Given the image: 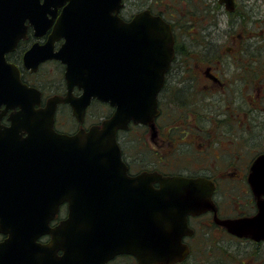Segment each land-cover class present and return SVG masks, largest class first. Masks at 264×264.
Returning <instances> with one entry per match:
<instances>
[{
	"label": "water",
	"instance_id": "95a60500",
	"mask_svg": "<svg viewBox=\"0 0 264 264\" xmlns=\"http://www.w3.org/2000/svg\"><path fill=\"white\" fill-rule=\"evenodd\" d=\"M64 1L33 0L36 4L29 7L27 0H17V43L25 34L28 12H32L30 23L42 34L52 24L44 22L46 11L53 4L51 13L56 16ZM122 1L71 0L64 7L50 41L63 38L64 44L40 60L55 58L66 65V98L54 97L37 109L39 92L23 84L17 70L19 110L10 127L17 128V142L8 166L14 178L10 181L17 186V264H107L124 254L133 255L138 264H170L188 254L176 238L177 226L170 225L181 223L188 211L213 208L210 190L184 198L172 187L179 179L128 175L117 132L130 120L146 122L147 116L156 114L157 95L174 57V36L171 26L150 10L128 22L122 19ZM219 2L228 11L235 8V0ZM12 6V1L0 0V23L7 9L12 19ZM40 50L34 46L26 54L28 68L38 66L40 61L32 58ZM75 87L83 91L78 97L72 94ZM95 98L116 108L102 127L74 135L55 131L61 100L82 122ZM153 182L163 188L155 189ZM249 182L258 198V214L219 224L234 235L260 241L264 240V155L252 165ZM64 202L69 203L67 218L51 227ZM179 208L186 210L173 213ZM48 235L50 241L43 244L41 238Z\"/></svg>",
	"mask_w": 264,
	"mask_h": 264
},
{
	"label": "flooded vegetation",
	"instance_id": "af4514ba",
	"mask_svg": "<svg viewBox=\"0 0 264 264\" xmlns=\"http://www.w3.org/2000/svg\"><path fill=\"white\" fill-rule=\"evenodd\" d=\"M9 1L13 3L12 19H9L11 13L7 9L5 20L0 23V264H17V186L10 181L14 178L11 177L13 171L8 167L14 160L13 149L17 142V128H10L19 110L17 70L21 82L39 92L40 105L36 106L37 109L45 107L54 97L66 98L69 93L66 65L55 58L40 59L62 48L63 38L50 41L55 24L71 0H65L58 6L56 16L51 13L55 7L51 5L50 12L46 11L43 17L44 22L51 21L52 24L42 34L30 23L32 12H28L30 15H25L28 17L25 19L26 31L18 43L17 22L14 19L17 0ZM163 1L149 0L144 10L161 16L171 26L174 58L157 95L156 114L147 116L146 122L130 120L127 128L117 132V142L128 167V175L135 178L149 173L158 174L163 179H179L172 187L184 198L196 191L204 195L211 191L212 209L188 211L181 223L170 225L177 226L176 238L188 248L186 257L173 264H189L196 257L202 264H213L212 255H218L224 248L225 240L238 243V249L241 245L250 249L248 252L252 257L241 264H264L259 260L264 253V240L234 235L219 224L225 220L251 218L259 212L258 198L249 178L252 165L264 155V147L261 149L257 145L264 139V14L260 15L264 12L261 9L264 0H252V15L248 14L247 6L238 0L232 12L217 0H208V5L203 1L204 4L196 12L187 9V15L172 11L171 6ZM43 3L44 0H40V4ZM125 3L126 0H123L121 17L128 22L135 14L129 18L123 14ZM35 4L33 0L26 2L29 7ZM203 9L201 15L200 10ZM201 16H207L206 25ZM199 37L209 41L199 43ZM221 39L229 45H222ZM200 44L204 46L199 48ZM34 46L41 50L32 60L40 62L36 68H28L25 56ZM189 55L195 63L186 62ZM182 69L188 72L187 78H183ZM251 76L254 78L249 80ZM241 87L243 90L239 91ZM249 91L253 96V109H247L250 101L245 102ZM82 92L78 87L72 90L75 97ZM97 104L105 107L108 113H91V108ZM211 106H215L216 110ZM62 110L64 115L70 112L74 119L72 131L58 128ZM115 112L114 106L95 98L84 120L79 122L70 104L61 100L57 106L54 129L59 134L74 135L94 126L102 127L103 122ZM243 113L245 118L240 117ZM60 124L65 125L63 122ZM256 131L260 132L258 137H254ZM26 136V131H22V137ZM152 184L157 190L163 188L160 182ZM68 205L64 202L59 206L51 227L67 218ZM185 210L179 208L173 213L180 214ZM50 239V236H45L41 242L48 243ZM209 248L219 250L211 254ZM227 248L234 251L233 254L228 253L229 256L242 253L232 246ZM221 253L225 258L227 252ZM61 254L58 252V255ZM127 257L137 264L135 257Z\"/></svg>",
	"mask_w": 264,
	"mask_h": 264
},
{
	"label": "rangeland",
	"instance_id": "374dc122",
	"mask_svg": "<svg viewBox=\"0 0 264 264\" xmlns=\"http://www.w3.org/2000/svg\"><path fill=\"white\" fill-rule=\"evenodd\" d=\"M148 1L149 0H126V3H125L126 6H125V9L123 11V14L126 15V17H128V18L131 17L133 14H136V13L140 12L141 10L146 9V5H147L146 3ZM203 1L206 2L207 5H208V3H209L208 0H164L163 3L165 5H167V4L170 5L171 9H173L172 11H178L179 13H181V15H184V14L187 15L188 14V12H187L188 10L187 9H190L191 12H196V10L199 9L202 6V4H204ZM237 2H241L242 4L246 5L247 8H248V10H247L248 14L252 15V8H253V5H254V4L251 3L252 0H238ZM210 5H211V3H210ZM261 9L263 11L264 7H262ZM202 11H204V9L200 10V14L201 15H202ZM263 14H264V12H261L260 15H263ZM203 15H205V14L203 13ZM201 17L204 18V20L202 22H203L204 25H206V20L207 19L205 20V18H207V16H201ZM210 18H212V17H209V19ZM213 19H214V16H213ZM188 24L189 25H193V23H188ZM199 39L201 41L199 43H203L204 42L206 44L209 41V40L201 38V37H199ZM220 41L219 42L222 45H224L223 43H226L225 40H223V39H221ZM225 45H229V44L226 43ZM201 46H204V44H200L198 47L202 48ZM190 54H191V52H190ZM191 55L186 57L187 58L186 62L193 64L195 62L193 60V57H192V60H191ZM177 64H178V62H177ZM233 67L234 66H232L231 68H233ZM181 71H182L181 74L183 75V78H187L186 74L188 72H184L183 69ZM231 72H233V71H231ZM175 73L178 74V71H176ZM175 73L173 72V75H177ZM177 76H180V75L178 74ZM253 78L254 77L251 76V78H249V80H251ZM201 79H203V78H196V80H201ZM242 90H243V88L241 87L239 91H242ZM250 93H251L250 91L246 93L245 102L246 101H250V105L247 106V109H249L250 107L252 108L251 101H253V96ZM248 94H250V95H248ZM241 105H243V104H241ZM243 106H244V108H246L245 105H243ZM211 107L214 110H216L215 106H211ZM91 109H92L91 113H98V114H107L108 113V110L105 107L100 106L98 104L93 106V108H91ZM59 116H61V117L58 118V122H59L58 123V128H60V129L63 128V130H66V131H72L73 130L72 128H73L75 122H74V119H73L72 115L70 114V112H69V114H65L64 115L63 114V110H62L60 112ZM240 117L241 118H245L244 113L242 115H240ZM60 122H63L65 125L64 126L61 125ZM251 127L255 128V125H251ZM70 129H72V130H70ZM259 133L260 132L256 131L254 133V137H258ZM247 136L251 137L250 135H247ZM257 145H259V147L262 149V147H264V139L262 141H259L257 143ZM223 243H224V248L219 251L218 255L217 256H215V254L212 255V256H214L213 264H241V263H243V261L248 260L249 259L248 257H252L251 252H248L250 249H248L245 245H241L240 249H238V245H237L238 243H233V242L228 241V240H225ZM229 246L234 247V250L237 251V252L238 251L240 252V250H241L242 253L235 254L234 256H229L228 253L233 254V252H234L233 250H230L229 248H227ZM218 250L219 249L212 250L211 248H209V251L211 252V254L213 253V251H218ZM203 251L204 250L202 249V252ZM223 251L227 252L225 258H222V253L221 252H223ZM129 260H128V257H120V258L114 260L113 262H111L110 264H134V262L132 260H130V261ZM199 260L200 259L198 257H196V258L192 259L189 264H202L203 262H198ZM259 260L264 262V253H261V255L259 257ZM205 264H211V263L210 262H206Z\"/></svg>",
	"mask_w": 264,
	"mask_h": 264
},
{
	"label": "trees",
	"instance_id": "16d2710c",
	"mask_svg": "<svg viewBox=\"0 0 264 264\" xmlns=\"http://www.w3.org/2000/svg\"><path fill=\"white\" fill-rule=\"evenodd\" d=\"M129 260V259H128ZM130 261V260H129Z\"/></svg>",
	"mask_w": 264,
	"mask_h": 264
},
{
	"label": "bare ground",
	"instance_id": "6f19581e",
	"mask_svg": "<svg viewBox=\"0 0 264 264\" xmlns=\"http://www.w3.org/2000/svg\"><path fill=\"white\" fill-rule=\"evenodd\" d=\"M177 208V207H176Z\"/></svg>",
	"mask_w": 264,
	"mask_h": 264
}]
</instances>
